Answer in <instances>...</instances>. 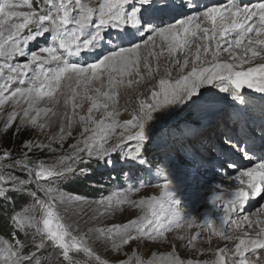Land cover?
<instances>
[{
    "label": "snow or ice",
    "instance_id": "6c2138e0",
    "mask_svg": "<svg viewBox=\"0 0 264 264\" xmlns=\"http://www.w3.org/2000/svg\"><path fill=\"white\" fill-rule=\"evenodd\" d=\"M21 8L28 10H17ZM13 18L19 22H14ZM25 29H28L27 34ZM46 34V45L36 51L27 50L30 42ZM230 35L232 39H228ZM157 39L160 41L159 52L154 51ZM197 39L200 43H196ZM193 44H196L194 54L191 52ZM142 49L147 55L142 54ZM237 49L241 51L236 52ZM165 51L171 59L164 69L165 74L158 79V86L153 84L149 98L139 100L131 118L117 119L120 115L117 107L120 89L131 88L145 80L141 66L147 69L146 75L151 78L159 69L152 67L149 57L159 59ZM178 52H183L182 61L176 58ZM222 54H227L229 59L222 60ZM17 56L27 57L26 62L14 63ZM82 56H92L93 59L83 63L75 59ZM257 59L264 61V3L250 8L242 6L239 0H231L226 6H205L201 10L196 0H100L98 4L92 0H43L37 11L32 0H17L15 3L0 0V106L9 101L17 106L21 102L26 105L7 116L5 127H10L19 116L21 126L44 129L46 125L39 123L41 116L47 117L50 113L56 116L57 113L53 107L39 105L45 98L51 105L59 104L58 93L65 96V107L71 105L72 115H78L83 125L80 138L52 163L34 161L29 153L34 149L56 153L53 142L58 143L62 151L63 125L57 136L50 137L48 144L27 141L20 158L11 159V153L7 151L0 154V159H11V163L0 167L19 170L26 177L20 179L12 174H0V199L7 200L9 194H16L32 200L30 205L10 216L14 229L33 241L39 237L35 244L37 249L54 247L70 261V253L82 251L100 264H108L106 260L101 261L85 238L74 233L72 225L62 219L57 204L66 203L69 198L60 192L57 181L87 176L88 168L79 165L92 159L111 165L114 163L113 154L117 152L123 153L126 159L143 164V142L149 138L154 126L150 122L165 119L178 107L211 111L217 95L213 88L227 93L239 104H246L245 88L264 93V62L254 64ZM244 64L254 66L245 70ZM172 68L178 69L175 77ZM64 82H67L65 87L70 94L61 92ZM13 84L17 85L14 89L11 88ZM86 101L90 104L87 114H78L76 110ZM94 110H103L100 119L94 116ZM242 111L233 113V118L238 120ZM64 115L67 116V112ZM118 128L121 131L117 134ZM67 135L71 136V131ZM111 137H115L114 142H110ZM128 141H136V147L125 152L122 145ZM237 156L260 162L253 167L241 168ZM221 157L218 158L220 167L235 171L236 174L229 179L238 186L232 190L225 188L211 197L213 204L224 201L218 226L207 218L203 225H199L195 216L182 214L179 209L181 201L165 183L159 196L138 202L119 192L98 201L106 209L125 203L143 209V215L126 223L97 229L99 236L105 237L113 250L119 252L123 246L142 238L166 240V233L174 229L208 227L225 241H237L234 246L219 248L212 264H252L246 254L252 252L255 256L253 250H264V221L255 222L259 225L255 237L248 232L237 236L234 235L236 229L242 228L244 223L251 228L254 222L249 216L238 221L232 218V214L242 211L250 198L264 196V136L260 137L259 143L255 137L234 139L228 136L222 143ZM166 171L162 169L161 174L165 175ZM41 181L48 183L45 185ZM33 184L37 190L29 188ZM142 187L143 184L134 186L136 191ZM215 188L221 186L215 185ZM37 191L45 198L37 196ZM199 235L197 232L180 239H186L187 244L195 248L194 241ZM26 246L21 240L14 244L5 241L6 264L8 260L12 264H41L38 259L34 260L35 252L23 253ZM133 255L134 260L129 257L120 264H193L192 260L181 259L175 251L166 256L154 255L147 261ZM255 264H261V261L256 260Z\"/></svg>",
    "mask_w": 264,
    "mask_h": 264
},
{
    "label": "rangeland",
    "instance_id": "374dc122",
    "mask_svg": "<svg viewBox=\"0 0 264 264\" xmlns=\"http://www.w3.org/2000/svg\"><path fill=\"white\" fill-rule=\"evenodd\" d=\"M13 2L15 3L17 0H13ZM85 2H88V0H85ZM99 2L100 0H92V3L94 4H98ZM32 3L33 7L39 11L41 5L43 4V0H32ZM17 10L27 11L28 9L21 8ZM13 21L19 22L17 18H13ZM24 32L27 34L28 29H25ZM47 42L48 37L46 34L45 37H40L36 41L30 42L27 50L36 51L40 46L46 45ZM145 51L146 50L142 49V52ZM151 57H149L150 63H152L150 60ZM75 59H79L83 63L91 61L93 57L82 56ZM228 59L229 57L226 58V60ZM26 60L27 57L17 56L14 58L13 62L22 64L26 62ZM141 68L144 67L141 66ZM133 78H135V76ZM66 83L67 82H64V84H62L61 92L70 94L69 89L65 87ZM16 86V84H13L11 88L14 89ZM135 90H137L135 85L131 88L122 87L120 89L119 103L117 105L120 115L117 119L123 121L131 118L133 111L139 106V100L141 98H149V92L147 93L144 91V94L143 92L141 94V91H138L137 93H134ZM212 91L217 93V95L215 97L216 103L212 106L211 111L198 107H178L174 111L170 112L165 119L159 122H150V124H154V126L149 134V138L143 142V147L141 149V158L144 161L143 164H141L138 160L126 159L123 153L117 152L113 154L114 163L111 165H105L103 162L97 163L95 159H92L91 161H86L85 164L79 165V167L88 168L89 174L87 176L77 177L75 179H71L69 182H67L68 180L57 181L56 186L59 188L60 192L63 193L65 197L69 198L68 202L64 204H57L59 214L63 220L72 225L74 233H78L80 237L85 238L86 243L93 249L95 255L100 257L101 261L106 260L108 264H120V261L128 260L129 257H133L134 260L133 254L140 256L141 259L145 261L152 259L154 255L157 257L166 256L170 252H173L174 243L177 240H180L181 236H186L189 233L187 228L174 229L172 232L166 233V240L150 241L146 238H142L139 241H133L130 244L123 246V248L117 252L113 250L110 242L107 241L105 237L99 236L97 229L101 227H108L112 224L126 223L129 219H134L143 215V209L138 208L131 203H125L112 209H106L105 206L98 204V201L117 192L126 194L130 200L137 202L151 196H159L163 191L162 185L167 183L168 180L166 175L161 174V170L166 168L169 170V173L173 172L175 175H178V173L182 171L181 168L176 165L179 164L186 173V176L183 175L181 176V179H177L179 182H182L177 185L182 186L181 189L176 190L177 194L174 193L175 198L181 201V204L179 205V209H181L189 206L193 197H198L202 194V187L207 186L204 184L216 179L213 178L212 175L210 176V174H216L217 171L219 173L218 175L223 174V178H228L230 175L229 172L234 171L232 169H222L219 167V164H215L211 160H206L205 157H200L196 153L195 147H209V137L217 136L219 133L217 129L209 130L211 123H213V116L215 114L224 113L225 115L228 112L231 113L232 111L230 108H228V110H224L227 105H230L236 112L243 110V114H245L248 108L264 112V93L257 92L255 89L245 88L244 94L246 104L242 105L239 104L238 101H233L227 93L218 92L215 88H213ZM57 95L61 101L59 104L51 105L47 102V98H45V100L41 101L39 105L42 108L53 107V110L57 113L56 116H52L51 113L47 117H44L43 115L41 116L39 123L46 125L44 129H40L39 127L21 126L19 123V116L10 127H5L7 116L13 110H20L22 107H26V105L21 102V105L17 106L13 103V101H9L7 104L0 106V154L7 151L11 153V159L20 158L21 154L25 151L24 144L27 141L31 140L33 142L48 144L50 137L57 136L59 134L61 125L65 128V140L63 142L62 151L60 150V145L53 142L52 147L57 149L56 153H51L47 150L40 151L34 149L33 153H29V156H31L34 161L43 160L46 163H52L56 156L69 151V145L75 143L76 140L80 138L83 125L79 122L78 115H72L71 105L67 108L65 107V96H60L59 93ZM257 96L259 97V100ZM257 102L260 104H257ZM89 106V102L86 101L83 107L77 109L76 111L78 114L86 115L87 108ZM125 109H127V111H125ZM65 112H67V116L64 115ZM250 113L253 114L252 111H250ZM93 114L97 119H100L103 115V110H100L99 112L94 110ZM156 115H159V113ZM221 116L222 115H218V117ZM238 126L239 124L234 122L228 125L221 124L219 125V128L225 130L231 127L230 130L233 131L234 128H236V130L239 129ZM244 127H246V125H244L241 130L244 131ZM205 130L209 131L205 134V136L200 137L197 141L196 139H193L194 136ZM69 131L72 133L71 136L67 135ZM120 131L121 129H116L117 134ZM224 136L225 134L221 133L217 141H213V139L211 140L214 144L207 149L208 156L210 153L213 156L218 155V151L220 152L221 150L220 145L222 146V143L226 138ZM201 138L202 140L200 141ZM114 140L115 137L110 138V142H114ZM136 143V141H128L122 145V147L125 152L134 150ZM169 151L171 153H168ZM11 159H0V165L11 163ZM240 160H244V162L247 161L245 162L247 165L250 163V160L247 159ZM227 170L229 172L226 174L222 172ZM0 174H12L20 179L26 178L23 172L15 169L0 167ZM78 179L96 180V182H90L89 185L95 186L97 189L92 191V195L89 194L90 191H86L89 195L75 192V182H77ZM41 183L46 185L48 182L41 181ZM139 184H143L144 187L140 188L139 191H136L134 186ZM29 188L37 190V186L35 184L29 185ZM129 189H132V191L129 192ZM37 196L41 199L45 198L44 194L39 191H37ZM251 200L254 201L253 199ZM254 202V207H250L251 209H249L248 212L243 213L240 211L241 214H237L235 217L238 218V220H241L243 216H249L250 218V216L254 213L257 214L258 209L260 211L258 212L261 213L262 210L260 209L263 208L264 210V196L260 198L259 202ZM31 203L32 200L30 197H21L16 194H9V198L7 200L0 199V204L2 205L1 211L4 215H12L14 212H19ZM220 203L223 204L224 201L221 200ZM14 208L15 211L13 210ZM0 222L3 223L1 226L4 227V229L0 232V264H6L5 257L8 256V252L4 247L5 241L8 244H14L16 240L25 241L27 246L23 249V253L30 255L35 252L36 256L34 257V260L38 259L41 264H100V262L96 261L94 257H91L82 251H74L70 253V261L63 258L60 250L54 247L45 246L44 248L37 249L35 244L39 242V237H37L35 241H33L30 237H25L23 233L14 229L11 220L4 219L2 216H0ZM194 228L202 231V228L204 227L194 226ZM236 242L237 241H226L225 243L226 245L228 244L234 246ZM15 250L16 249H13V251ZM253 251L256 253L255 256L252 255V252L246 254L252 260V264H255L256 260H260L261 264H263L264 250ZM181 259L185 261L192 260L193 264H203L205 261L212 264L216 258L212 260L210 259L211 261L207 258H200L197 256H189V258L182 257ZM7 264H12V261L8 260Z\"/></svg>",
    "mask_w": 264,
    "mask_h": 264
},
{
    "label": "bare ground",
    "instance_id": "6f19581e",
    "mask_svg": "<svg viewBox=\"0 0 264 264\" xmlns=\"http://www.w3.org/2000/svg\"><path fill=\"white\" fill-rule=\"evenodd\" d=\"M230 2H231V0H196V3L199 5L201 10H203V8L205 6H226ZM239 2L242 4V6H246V7L251 8V7H254L256 4L264 3V0H239ZM189 14H191V12ZM228 39H232V36L230 35L228 37ZM196 43H200L199 39H197ZM159 45H160V41H159V39H157L156 47H155L154 51H156V52L160 51ZM195 51H196V44H193L191 46V52L194 54ZM240 51H241L240 49L236 50V52H240ZM145 52H142V54L147 55V51H145ZM227 57H228L227 54H222L221 59L226 60ZM176 58H179L182 61L183 52H178L176 54ZM170 59L171 58L168 56L166 51L159 57V59H157L155 56L151 57L150 60L152 61V63H151L152 67L158 68L159 70L157 72H154L153 76L151 78H148L146 75L147 69L141 68V75L145 76V80L139 84H134L135 87H137V90H135L134 93H137L138 91H141V94H142V92L144 94V91L148 93L150 91L151 87L153 86V84L158 83V79L161 78L165 74L164 69H165V67L168 66ZM260 62H264V61L257 59L254 62V64L260 63ZM254 64L253 65L244 64L243 68L246 70L247 67L254 66ZM190 66L191 65H189V68H190ZM171 70H172L173 77H175L178 73V69L172 68ZM134 79H138V77H135ZM156 85L158 86V84H156ZM258 100H259V97H258ZM257 104H260V103L257 102ZM228 108L231 109V111H232L231 113L228 112L225 115H224V113H221V114H215L213 116V119H212L213 123H211L209 130L210 129H213V130L217 129L219 131V133L217 136L209 137V140H208L209 147L214 144V142H212L211 140L213 139V141H217L218 137L221 133L225 134L224 137L231 136L235 139L253 136L256 138L257 143H259L260 137L264 136V131H262V129H264V121H263L264 112L263 111H255L254 109L251 110L250 108H248V110L245 112V114H243L241 112V116L237 120V119H234L232 117L233 116L232 114L235 113L236 111L230 105H227V107H225L224 110H228ZM249 110L252 111L253 114H251ZM218 115H222V116L218 117ZM234 122H237L239 124V126H238L239 129L236 130V128H234L233 131H231L230 130L231 127H229L228 129H225V130L219 128V125H221V124H227L228 125V124L234 123ZM244 125H246L247 128L244 127V131H243L241 129L243 128ZM208 132L209 131L205 130L201 133H198V135L194 136L193 139H196V141H197L200 137L205 136V134H207ZM201 140H202V138L200 139V141ZM218 145H220V144H218ZM209 147L202 146L201 148L195 147L196 149L195 148L194 149L200 157H205L206 160H209V161L211 160L213 163L219 164V167H220V159H218V158H222L221 157L222 146L220 145L221 150H220V152L218 151V155H215V156H213L210 152H209L210 154L208 156V150L207 149H209ZM192 152L194 153L193 150H192ZM168 153H171V152L169 151ZM235 158L239 161L241 168L253 167V165L255 163L260 162L258 159H255V160L250 161V163L247 165L245 163L247 161L244 162V160H240L239 157H235ZM176 165L179 166L182 170L180 173H178V175H175L173 172L169 173L168 172L169 170H167L165 168L167 170L166 174H165L167 179H168L167 183H170L169 184L170 189L175 194H177L176 190L181 189V186H182V185H177V184L182 183V182H179L177 179H181V176H183V175L186 176L185 170L182 168V166L179 164H176ZM167 168H168V166H167ZM222 172L224 174H226L229 171L227 170V171H222ZM218 174L219 173L217 171H216V174L215 173L210 174V176L212 175L213 178H216V179H214L213 181H210L209 183L204 184L207 186L202 187V191H201L202 194L198 197L197 196L193 197L189 206L180 209L181 213L184 214L186 217L195 216L197 218V223L199 225H203L204 219L207 218L208 220L214 221L216 223V225L218 226L219 225V217L221 215H223V212H222L223 204L220 203L221 200H218L215 204H213L211 202V197L213 196L214 193H216L218 191H223V189H225V188L232 190L238 186L236 184V182L229 179L230 176H233L236 174L235 171H230L229 172L230 175L228 178H223V174L222 175L221 174L218 175ZM210 176H209V178H210ZM173 178H174V180H173ZM171 181H172V183H171ZM208 181H209V179H208ZM215 185H220L221 188L217 189V188H215ZM225 195H227V193H225ZM260 198L261 197L250 198V200L244 205L243 210L241 212H243V213L248 212L249 209H251L250 207H254V205H255L254 201L259 202ZM251 199H253L254 201H252ZM260 210H263V208H261ZM258 211H259V209H258ZM258 211H257V214L254 213L253 215L250 216V219L254 222L253 226L251 228H249L248 224L244 223L242 228L235 230L234 235L243 236L244 232H248L251 237H255L256 232L259 229V225L256 224L255 222L256 221H264V212L261 211V213H259L260 211L259 212ZM241 212L239 211L238 213L232 214V218L238 220V218H236L235 215L241 214ZM238 221H240V220H238ZM202 229L203 230L201 231L200 229H195L194 227H192V229L187 228L189 234L184 236L187 238V237H190L191 235H195L197 232L200 233V235L197 237L196 241H194L195 248L188 245L186 242V239L185 240L180 239L174 243V245H173L174 250L173 251H175L176 254L179 255L181 258L182 257H188L189 258V256H192V257L197 256L200 258H207L208 260H210V259L212 260V259L216 258V252L219 248H226V247L231 246L228 244L226 245L225 240L221 239L218 236H215L211 232L210 228L204 227ZM262 263L264 264V258H263Z\"/></svg>",
    "mask_w": 264,
    "mask_h": 264
},
{
    "label": "trees",
    "instance_id": "16d2710c",
    "mask_svg": "<svg viewBox=\"0 0 264 264\" xmlns=\"http://www.w3.org/2000/svg\"><path fill=\"white\" fill-rule=\"evenodd\" d=\"M96 180H97V178H96ZM96 180H89V179H87V180H81V179H78L77 180V182H75V187H76V189L74 190L75 192H79V193H81V194H84V195H89V194H93V192L92 191H95L97 188L95 187V186H91V185H89L90 184V182H96ZM70 180H68L67 182H69ZM98 181V180H97ZM88 182V183H87ZM64 185H66V184H64ZM66 187V186H65ZM67 188H68V186H67ZM86 191H90V193L88 194ZM1 205V204H0ZM1 209H2V205L0 206V216H2L4 219H8V220H10V216L11 215H4L3 213H2V211H1ZM14 211H15V208L13 209ZM12 213V212H11ZM12 215H13V213H12ZM9 216V217H8ZM3 223H1L0 222V232H1V230H3L4 229V227L3 226H1ZM10 230V229H9ZM10 232V231H9Z\"/></svg>",
    "mask_w": 264,
    "mask_h": 264
}]
</instances>
